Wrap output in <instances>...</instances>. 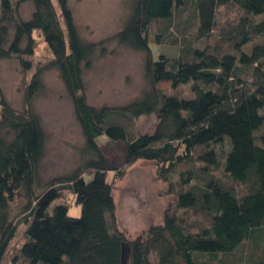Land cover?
I'll list each match as a JSON object with an SVG mask.
<instances>
[{
    "label": "trees",
    "instance_id": "obj_1",
    "mask_svg": "<svg viewBox=\"0 0 264 264\" xmlns=\"http://www.w3.org/2000/svg\"><path fill=\"white\" fill-rule=\"evenodd\" d=\"M56 1L64 28L52 0H0V59L16 58L28 73L34 32L51 55L26 84L23 110L12 108L0 91V264L20 222L26 225L20 248L26 264H234L223 259L264 230V0H132L113 38L143 53L149 89L118 108L87 102L82 74L98 44L81 39L67 1ZM22 3L32 5L27 20L19 12ZM188 5L196 15V40H206L202 47L172 31L174 15ZM227 6L239 16L217 26V12ZM158 21L164 25L153 40L177 47L178 55L159 54L154 61L149 25ZM216 31L228 50L211 42ZM50 69L71 99L84 143L82 161L70 174L42 182L46 133L32 102ZM179 85L188 86L190 97L174 93ZM150 114L157 118L154 130L135 133L133 120ZM100 136L106 137L102 145L96 143ZM111 144L121 147L118 166L106 154ZM139 160L157 165L174 208L130 240L118 227L106 174L121 178L124 167ZM64 187L80 205L77 218L55 203ZM16 199L23 201L18 219L11 215ZM255 258L238 261L264 264V250Z\"/></svg>",
    "mask_w": 264,
    "mask_h": 264
},
{
    "label": "rangeland",
    "instance_id": "obj_2",
    "mask_svg": "<svg viewBox=\"0 0 264 264\" xmlns=\"http://www.w3.org/2000/svg\"><path fill=\"white\" fill-rule=\"evenodd\" d=\"M72 13L79 36L85 42L98 44V50L92 57L91 67L83 71L84 94L87 102L96 107L107 106L118 108L135 101L149 84L144 75V55L127 46L119 44L113 37L123 27L129 14L132 0H66ZM52 3L58 13L61 26L63 19L56 0ZM19 12L23 20L30 18L32 5L22 3ZM240 12L234 7H221L216 16L217 26L228 22H235ZM164 22H152L150 30V50L154 61L159 54L177 56V47L167 44H157L153 38ZM172 31L175 36L188 38L194 46L202 47L206 40H196V15L188 5L171 20ZM171 31V30H170ZM216 31L211 36V42L218 43L226 50L222 41L216 40ZM35 41L33 55L25 57L32 65L28 73H23L16 58L0 59V91L6 102L16 111L25 108L24 89L29 82L37 65L49 61L50 52L38 32H34ZM222 43V44H221ZM256 40L244 46L249 52ZM103 49V50H102ZM42 89L32 102L33 111L39 116L46 133L45 151L40 168L42 182H48L70 174L82 161L81 148L83 137L76 121L73 105L56 70L45 71L41 76ZM167 86L163 84V87ZM174 93L179 97H190L187 85H179ZM135 133H151L157 123L155 115L150 114L133 120ZM106 137L96 139L98 145L105 143ZM110 164L118 166L122 163V152L119 144H111L106 152ZM187 167L183 164L181 168ZM124 174L116 178L113 172L106 174V181L111 185L112 195L116 206L118 227L125 236L132 240L139 238L151 225L160 223L165 209L174 208L172 192L166 189L167 185L156 177L157 165L153 162L135 161L124 167ZM215 175L224 178L220 172ZM89 181L90 175H84ZM174 177V181H175ZM56 204H66L68 215L77 218L80 216V205L74 202V196L66 188L61 189V196ZM23 201L14 200L11 204V215L20 216ZM18 219V218H17ZM26 225L17 226L14 237L10 241L3 257V264H26L20 254V248L25 237ZM264 250V230L259 231L250 241H244L233 255L226 256L225 263L239 264L238 259L247 262ZM255 258V259H256ZM216 264H219L218 262Z\"/></svg>",
    "mask_w": 264,
    "mask_h": 264
}]
</instances>
